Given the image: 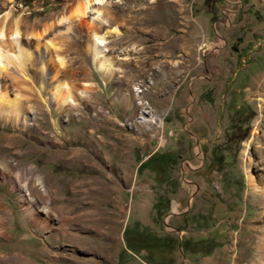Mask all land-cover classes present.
Returning <instances> with one entry per match:
<instances>
[{
	"label": "rangeland",
	"instance_id": "374dc122",
	"mask_svg": "<svg viewBox=\"0 0 264 264\" xmlns=\"http://www.w3.org/2000/svg\"><path fill=\"white\" fill-rule=\"evenodd\" d=\"M116 1L68 30L82 0H0L31 57L0 80L29 113L0 115V264H264V0Z\"/></svg>",
	"mask_w": 264,
	"mask_h": 264
},
{
	"label": "bare ground",
	"instance_id": "6f19581e",
	"mask_svg": "<svg viewBox=\"0 0 264 264\" xmlns=\"http://www.w3.org/2000/svg\"><path fill=\"white\" fill-rule=\"evenodd\" d=\"M118 1L119 0H117L116 2L118 3ZM82 2L83 5L77 8L75 12L76 19L69 23L68 30H71L73 26L80 25L84 20V18L87 17V14L94 15V17L91 18L92 23L97 21L103 23V19L101 21V19L99 18L98 9H94L93 6L96 5L104 6L106 0H82ZM150 3L153 4L154 1H151ZM17 27L18 26H16V23H14L13 28L9 30L7 22H5V24L3 25L0 24V80L5 79L4 73L7 72L8 69L11 68V66L14 68L15 71L21 74L22 77L27 78L24 72L25 70L24 66L27 62H29V60H31L30 59L31 57L22 48V44H21V40H23L22 34L20 31H18ZM119 35L120 33L116 27L110 29L109 32L104 34H99L93 30H91L88 34V39L91 45L88 46L87 50L93 54L97 70L104 77L109 78L112 75V73L115 71L111 62L104 56V52L106 51L105 45L106 43L108 44L109 41V40L106 41V39L107 37L108 39L109 38L115 39L119 37ZM29 38L34 41V47L36 51H39L41 47H43L45 53L49 57V60L54 68H56L55 65H58L59 69H61L64 66L63 60L57 55L58 49L51 47L52 46L51 44L49 45L47 43H42L41 34L39 35L36 33H30ZM25 39L28 40L27 37ZM12 47H16L18 54L9 52L7 48H12ZM52 51H54L55 53L54 58L52 57L53 56ZM58 74H59V70L54 69V77H53L54 80L58 78ZM52 98L57 108H63L64 106H66L68 103L72 101L69 86L66 85L65 83H61L59 87L55 88V92L53 93ZM12 105H14L13 107L14 110L10 111L9 109L10 106H6L3 110L2 109L0 110V115L5 114L7 116H10L13 114H18L23 118V122L25 123V125H27L28 124L27 122L29 120L27 115L29 113L21 109L22 107L20 108L18 106L17 101H14ZM29 112H32V110H29ZM146 120L147 119H145V121Z\"/></svg>",
	"mask_w": 264,
	"mask_h": 264
},
{
	"label": "water",
	"instance_id": "95a60500",
	"mask_svg": "<svg viewBox=\"0 0 264 264\" xmlns=\"http://www.w3.org/2000/svg\"><path fill=\"white\" fill-rule=\"evenodd\" d=\"M205 100L210 101L209 99H207V97H205Z\"/></svg>",
	"mask_w": 264,
	"mask_h": 264
},
{
	"label": "trees",
	"instance_id": "16d2710c",
	"mask_svg": "<svg viewBox=\"0 0 264 264\" xmlns=\"http://www.w3.org/2000/svg\"><path fill=\"white\" fill-rule=\"evenodd\" d=\"M128 247V246H127Z\"/></svg>",
	"mask_w": 264,
	"mask_h": 264
}]
</instances>
